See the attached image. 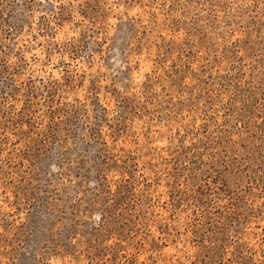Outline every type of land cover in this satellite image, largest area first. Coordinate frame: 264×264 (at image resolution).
Masks as SVG:
<instances>
[{"label": "rangeland", "instance_id": "obj_1", "mask_svg": "<svg viewBox=\"0 0 264 264\" xmlns=\"http://www.w3.org/2000/svg\"><path fill=\"white\" fill-rule=\"evenodd\" d=\"M0 264H264V0H0Z\"/></svg>", "mask_w": 264, "mask_h": 264}]
</instances>
